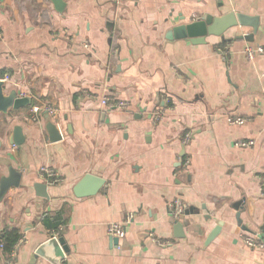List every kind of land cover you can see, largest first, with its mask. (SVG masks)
<instances>
[{"label": "crops", "instance_id": "crops-1", "mask_svg": "<svg viewBox=\"0 0 264 264\" xmlns=\"http://www.w3.org/2000/svg\"><path fill=\"white\" fill-rule=\"evenodd\" d=\"M62 1L59 11L53 0H0V79L32 98L0 113V178L10 167L21 175L0 201V244L7 231L24 238L13 264H52L35 254L57 231L69 248L61 264H264V249L244 241H264V55H245L264 46V0ZM229 12L259 17L253 41L240 38L253 32L240 25L205 43L167 38L177 25ZM105 95L130 106L105 108ZM43 105L57 113H32ZM50 121L61 139L50 140ZM17 126L24 141L12 145ZM44 167L59 181L41 178ZM88 173L106 183L78 197ZM177 198L191 209L181 236L168 212ZM128 213L115 243L107 226ZM8 253L0 246V264H10Z\"/></svg>", "mask_w": 264, "mask_h": 264}, {"label": "water", "instance_id": "water-1", "mask_svg": "<svg viewBox=\"0 0 264 264\" xmlns=\"http://www.w3.org/2000/svg\"><path fill=\"white\" fill-rule=\"evenodd\" d=\"M59 11L63 10L64 2L62 0H53ZM260 19L258 16L247 15L243 13L229 12L224 15L214 16L212 14H204L199 20L183 23L170 29L167 34L169 39H190L193 43H205L208 35L221 36L228 29L235 26L252 27L253 32L240 36L246 40L253 41L254 35L258 32ZM32 104L30 96H22V91L12 89L9 93L6 91L5 82L0 79V113H6L9 109H18ZM50 134V140L56 141L61 139V135L56 125L50 121L47 124ZM24 141L21 127H15L10 138L12 145H20ZM184 154V152L182 153ZM21 175L14 168H9V175L0 178V201L5 197L11 187H17L20 184ZM106 183L105 179L100 178L91 173L86 174L74 187V192L78 197L90 196L99 192ZM37 194L41 197H49L47 192V184L38 182L35 185ZM191 209H187L188 214ZM175 228L177 236H181L184 231V224L180 220H175ZM220 230L218 225L213 229L207 238V243L217 235ZM262 236V235H261ZM117 243V239H114ZM69 248L63 237H51L44 241L36 250V256H40L50 261L52 264H61L66 259Z\"/></svg>", "mask_w": 264, "mask_h": 264}, {"label": "built area", "instance_id": "built-area-1", "mask_svg": "<svg viewBox=\"0 0 264 264\" xmlns=\"http://www.w3.org/2000/svg\"><path fill=\"white\" fill-rule=\"evenodd\" d=\"M117 3H120L123 0H115ZM87 48H90V45L88 43L85 44ZM226 49V48H225ZM117 53V51H115ZM225 53V50L223 51ZM225 55V54H224ZM245 55L246 58L249 61H254L257 56L264 55V46L262 45H248L245 48ZM227 58V57H226ZM100 104L105 108H115V109H128L130 106V102L128 101H121L116 99L114 96L111 95H105L103 97H98ZM164 102H167V99L164 100ZM46 112L49 115H55L57 113L56 108L51 105H43V106H33L32 107V113L33 114H39L40 112ZM166 109L164 106L159 107L154 113H153V123H159L163 117L165 116ZM248 121V118H244L241 116H229L228 122L232 125H242ZM191 140L190 134H187L186 137L183 139V144L187 145ZM238 146L241 147H251L254 145L253 140L249 141H239L237 143ZM180 167L181 170H188L191 160L184 154H181L179 157ZM40 176L43 178L46 182H58L59 178L56 176V173L52 171L51 169L44 167L40 171ZM260 179V190L261 194L264 196V175H261L259 177ZM188 205L186 202H184L182 199L177 198L173 200L169 206H168V212L172 216L174 220H180L184 214H186ZM134 215L132 213H128L125 218L122 221H114L110 222L107 226V233L109 236L120 239L125 237L126 235V229L127 225L131 223L133 220ZM61 231L54 232V237L60 236ZM24 241V238H21L17 244L14 245V247L9 251V257H10V264H13L14 259L17 256L18 249L20 244ZM244 241L249 247H256L264 249V241L260 238L258 234H247L244 236ZM1 247L4 248V243L2 242L0 244Z\"/></svg>", "mask_w": 264, "mask_h": 264}, {"label": "trees", "instance_id": "trees-1", "mask_svg": "<svg viewBox=\"0 0 264 264\" xmlns=\"http://www.w3.org/2000/svg\"><path fill=\"white\" fill-rule=\"evenodd\" d=\"M19 230L7 231L3 236L4 250L11 251L15 244L22 238Z\"/></svg>", "mask_w": 264, "mask_h": 264}]
</instances>
